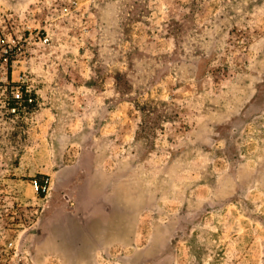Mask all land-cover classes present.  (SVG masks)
I'll list each match as a JSON object with an SVG mask.
<instances>
[{
  "label": "rangeland",
  "instance_id": "rangeland-1",
  "mask_svg": "<svg viewBox=\"0 0 264 264\" xmlns=\"http://www.w3.org/2000/svg\"><path fill=\"white\" fill-rule=\"evenodd\" d=\"M71 1L0 0L49 37L0 123V264H264V0Z\"/></svg>",
  "mask_w": 264,
  "mask_h": 264
},
{
  "label": "built area",
  "instance_id": "built-area-1",
  "mask_svg": "<svg viewBox=\"0 0 264 264\" xmlns=\"http://www.w3.org/2000/svg\"><path fill=\"white\" fill-rule=\"evenodd\" d=\"M71 3L76 4L77 0ZM13 16L6 15L0 23V123L27 124L33 119V107L39 103V90L26 61L32 47L48 44L49 37L40 30L34 33L30 27L26 29L28 33L21 34ZM33 183L38 193H46L51 177L34 179Z\"/></svg>",
  "mask_w": 264,
  "mask_h": 264
}]
</instances>
